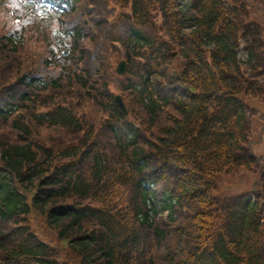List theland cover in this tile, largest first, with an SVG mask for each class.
Listing matches in <instances>:
<instances>
[{
	"label": "trees",
	"instance_id": "trees-1",
	"mask_svg": "<svg viewBox=\"0 0 264 264\" xmlns=\"http://www.w3.org/2000/svg\"><path fill=\"white\" fill-rule=\"evenodd\" d=\"M46 1L68 7L58 35L28 0H0V222L16 233L0 235V264H264L259 1ZM123 55L128 116L110 88ZM39 129L69 135L46 144ZM252 170L251 191H217Z\"/></svg>",
	"mask_w": 264,
	"mask_h": 264
},
{
	"label": "rangeland",
	"instance_id": "rangeland-1",
	"mask_svg": "<svg viewBox=\"0 0 264 264\" xmlns=\"http://www.w3.org/2000/svg\"><path fill=\"white\" fill-rule=\"evenodd\" d=\"M256 6L251 11V16L258 20V22L263 26L264 30V0H258ZM178 3L184 5L183 0H178ZM113 6V4H112ZM157 25L161 26V19L157 16ZM57 24H53V29L55 30ZM163 30H160L161 35ZM165 36V34H164ZM41 44V43H39ZM31 51V49H27ZM103 53V52H102ZM105 61V58L103 59ZM118 61V60H117ZM117 61L114 64V69L117 65ZM106 62V61H105ZM180 60L175 57L172 60V64L177 65V70L180 69L179 66ZM101 64V61H100ZM172 65L170 66V68ZM113 69V70H114ZM100 71L107 76V72L103 65L100 66ZM7 80L11 77L8 75ZM111 79L110 88L113 92L118 93L120 92V82L121 79L117 77L116 74ZM7 83H0L1 85H6ZM122 84V83H121ZM249 104L251 105V140L250 146L252 147L253 152L257 156H264V100L252 99L249 100ZM90 115L89 118L92 120L91 122H95L100 124L99 122L102 121L101 114L95 110L89 111ZM40 134L36 135L37 140L42 141L46 144L50 143H57L59 140L64 141L68 138L69 132H59L57 131H49L44 129H39ZM7 135L2 136V139ZM8 138V137H6ZM10 140V139H8ZM259 181V174L258 170L252 171H243L241 173L230 174V175H222L217 183V191L223 195H232V194H239V193H246L251 191L253 186H255V182ZM29 220V226L35 233L39 234L45 240H51L52 237L48 234V231L44 228L41 219L35 217L34 215L29 216L27 218ZM13 225H6L0 222V235L2 234L5 238L14 239L16 237V233L14 232Z\"/></svg>",
	"mask_w": 264,
	"mask_h": 264
},
{
	"label": "water",
	"instance_id": "water-1",
	"mask_svg": "<svg viewBox=\"0 0 264 264\" xmlns=\"http://www.w3.org/2000/svg\"><path fill=\"white\" fill-rule=\"evenodd\" d=\"M125 67H126V64H125L124 61L119 62V64H118V68H117V73L120 74V75L124 74V73H125ZM116 101H117V103H118L120 109H121L125 114H127V113H126V110H125V107H124V104H123V102H122L120 96H116Z\"/></svg>",
	"mask_w": 264,
	"mask_h": 264
}]
</instances>
